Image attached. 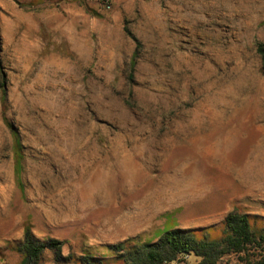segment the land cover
<instances>
[{
    "label": "rangeland",
    "instance_id": "374dc122",
    "mask_svg": "<svg viewBox=\"0 0 264 264\" xmlns=\"http://www.w3.org/2000/svg\"><path fill=\"white\" fill-rule=\"evenodd\" d=\"M108 4L0 0V264L26 226L62 256L234 208L264 228V0Z\"/></svg>",
    "mask_w": 264,
    "mask_h": 264
},
{
    "label": "trees",
    "instance_id": "16d2710c",
    "mask_svg": "<svg viewBox=\"0 0 264 264\" xmlns=\"http://www.w3.org/2000/svg\"><path fill=\"white\" fill-rule=\"evenodd\" d=\"M258 50L264 63V49L260 46ZM253 218L234 208L224 216L221 233L216 237L205 233V228L176 227L163 231L153 241L127 238L109 244L110 256L90 253L62 256L61 240H39L26 226L19 244L22 253L19 264H39L46 249L52 251L57 261L68 264H189L184 258L189 255L197 257L194 264H219L221 258L230 253H237L241 264H264V261L253 262L248 254L251 248H262L264 243V228L255 226Z\"/></svg>",
    "mask_w": 264,
    "mask_h": 264
},
{
    "label": "built area",
    "instance_id": "2783aa9c",
    "mask_svg": "<svg viewBox=\"0 0 264 264\" xmlns=\"http://www.w3.org/2000/svg\"><path fill=\"white\" fill-rule=\"evenodd\" d=\"M105 6L108 8L109 7V4H108V0H103Z\"/></svg>",
    "mask_w": 264,
    "mask_h": 264
}]
</instances>
